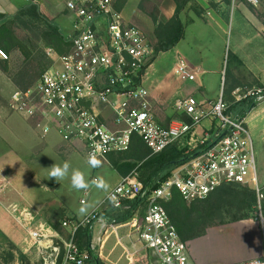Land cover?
Segmentation results:
<instances>
[{
	"label": "built area",
	"instance_id": "built-area-1",
	"mask_svg": "<svg viewBox=\"0 0 264 264\" xmlns=\"http://www.w3.org/2000/svg\"><path fill=\"white\" fill-rule=\"evenodd\" d=\"M66 10L68 52L50 54L52 66L33 87L12 93L11 108L41 116L44 135L55 130L63 141L78 142L87 160L90 154L100 160L126 151L135 136L152 154H158L189 135L192 154L154 188L145 186L136 171L122 177L84 217L62 220L66 236L43 224L27 230L30 246L37 245L42 264H88L101 259L103 240L112 234L129 264H195L188 241L181 239L164 206L174 190L192 202L224 184L251 188L256 195L254 220L264 227V188L258 181L253 140L245 119L229 111L223 94L210 108L193 96L178 99L177 110L190 121L161 126L144 85V72L154 52L146 35L126 22L113 0H67ZM7 58L0 47V59ZM174 73L179 80L193 81L198 71L179 57ZM234 93L237 101H264V87ZM207 118L214 120L215 127L198 138L195 129ZM126 210H131V216L118 221L113 213ZM21 213L19 223L33 221L29 211ZM81 230L90 235L88 244L78 242ZM242 264H264V258Z\"/></svg>",
	"mask_w": 264,
	"mask_h": 264
},
{
	"label": "rangeland",
	"instance_id": "rangeland-1",
	"mask_svg": "<svg viewBox=\"0 0 264 264\" xmlns=\"http://www.w3.org/2000/svg\"><path fill=\"white\" fill-rule=\"evenodd\" d=\"M50 1L55 10L62 11L64 7L66 9L67 0ZM26 3L35 2L29 0ZM113 4L114 7L120 8L118 11L122 13L128 24L140 28L153 47L157 43V32L160 31L163 24L165 25L173 17V15H165L162 7L169 4L176 9L175 0H113ZM185 7L186 5L183 6L179 16L182 17L183 21L188 22L184 12ZM198 13L202 14L201 9ZM67 16L66 13H60V17L49 19L46 16V18L67 36L70 32V19ZM231 22L228 26V37H231L232 34ZM47 28L46 24L38 20L25 24L17 23L13 28L17 46L12 45L9 52L2 48L8 56L7 59H0V229L2 231L9 228L12 223V219L6 211V206L10 204L24 202L25 205L37 213L41 206L50 203V211H45V219L49 217L52 223H60L68 216L57 209V204H64L71 212L81 217L79 209L85 207L87 210H93V207L106 197L108 190L118 180L116 172L106 164L95 168L91 167L82 147L80 149L77 146L78 142L73 145L61 143L62 139L55 130L44 135L42 132L44 121L41 116H28L11 108L12 93L17 89L33 87L40 78L41 73L52 66L53 60L50 54L53 56L55 54L62 55L67 51L61 53L48 44L45 37ZM192 28L194 27L191 25L187 27L188 36L191 34ZM197 35L201 40L203 39L202 33ZM186 43V41H183L182 46L185 47ZM28 82L30 84L25 86ZM187 84L196 86L197 82H187ZM223 87L224 85L220 83L219 92ZM263 108L264 101L245 118L253 140L256 171L261 188H264V113L260 112ZM230 111L239 112L238 109ZM257 113L259 115L255 116ZM198 137L200 138V136ZM64 162H68L72 169H79L84 173L86 180L89 182V194L87 196L86 191L74 189L69 178L59 182L47 179L50 166L54 163L62 165ZM94 177L97 178V181L102 178L108 184V189L98 188L93 182ZM215 194L216 192L213 196ZM81 197L87 200V205L80 204ZM254 209L253 207V212ZM223 221L232 222L230 216L223 213L215 220V223L221 225L219 223ZM247 223L250 224V221H247ZM57 230L63 236H66V230L61 226ZM89 239L88 236H85L81 242L77 238L78 242L83 245L88 244ZM262 239L264 243V234H262ZM15 240L17 241V239ZM27 241L29 244L25 253L22 250L23 245L22 248L17 245L18 249H13L9 244L10 241L0 240L2 245L0 264H42V259L37 254V245L31 244L30 246V241ZM103 245L104 257L96 260V262L102 264H129L113 234L103 240ZM189 245L192 247L195 245L197 252L201 253V241ZM8 251L15 254L13 261L10 260L7 254ZM19 251L23 255H20Z\"/></svg>",
	"mask_w": 264,
	"mask_h": 264
},
{
	"label": "crops",
	"instance_id": "crops-1",
	"mask_svg": "<svg viewBox=\"0 0 264 264\" xmlns=\"http://www.w3.org/2000/svg\"><path fill=\"white\" fill-rule=\"evenodd\" d=\"M26 2L0 0V13L14 15ZM32 2H35L49 19L60 17V13H66L70 19L65 7L62 11H57L50 0H32ZM200 9L202 14L198 13ZM162 11L165 15L172 16L175 7L168 4L162 7ZM184 12L188 18V22H185L180 16L185 26L184 37L172 49L160 52L144 72V85L149 91L154 118L164 127H169L178 120L187 121V116L176 109L175 103L178 99L193 96L205 107L210 108L222 93L231 109L234 104L241 102L236 99L234 93L236 89L264 87V0H191L186 4ZM230 22L232 34L228 37ZM190 25L194 28L188 36L187 27ZM198 33L203 34L202 40L198 37ZM183 41L187 42L185 47L182 46ZM179 57L184 58L192 70L198 71L195 80L177 78L174 67ZM187 82H197V85L190 86ZM220 83L224 87L219 92ZM258 105L260 104L253 102L243 118L252 113ZM260 112L264 113V108ZM258 115L259 113L255 116ZM214 127V120L207 118L196 127L195 134L201 138L205 132H210ZM61 143L67 142L62 140ZM67 144L73 145V143ZM77 146L81 149L80 144ZM99 161L100 165L106 164L113 169L108 156L107 159ZM114 171L118 175L117 184L122 176ZM93 181H97V178L94 177ZM81 199L82 197L79 200L80 204ZM100 203L101 201L94 207L96 208ZM81 205H87V200ZM57 207L68 216L67 218L79 219L85 216H78L64 204H57ZM91 210H88L87 214ZM6 211L12 223L9 228L3 231L0 229V240L14 241L21 248L23 245L22 250L25 253L29 244L27 230H34L37 225L43 224L59 232L49 224V221L52 222L49 217L45 219V211H50V203L41 206L37 213L24 202L10 204L6 206ZM22 211H29L33 216L31 223L24 222L26 227L22 225L24 223L18 221ZM247 221H250V224ZM262 234L264 227L254 218L211 226L202 236L188 241L189 244L201 241V253L197 252L195 245L194 247L189 245L190 256L195 264H242L249 260L264 258Z\"/></svg>",
	"mask_w": 264,
	"mask_h": 264
},
{
	"label": "trees",
	"instance_id": "trees-1",
	"mask_svg": "<svg viewBox=\"0 0 264 264\" xmlns=\"http://www.w3.org/2000/svg\"><path fill=\"white\" fill-rule=\"evenodd\" d=\"M175 1L176 9L173 17L165 25L163 24V27L157 32L158 39L153 47L154 52L151 60L158 53L175 47L184 37L185 26L179 15L183 10V6L191 0ZM115 8L117 10L120 9L118 7ZM34 20L42 21L48 26L45 36L48 44L61 53L66 50L68 52L70 42L67 36L58 27L52 25L36 3H24L14 15L0 13V47L7 52L11 51L12 45L14 47L17 46L13 33L14 25H17V23H31ZM29 84L28 82L25 86ZM224 90L226 91V88ZM252 105V101L243 100L238 104H234L231 109L229 108V111L238 109L239 112L237 114L243 117ZM187 118L186 120L189 122L190 120ZM188 137L189 135H186L181 140L170 144L162 152L152 154L144 142L135 136L128 150L114 152L108 155V160L113 169L122 177L129 175L132 171H136L138 178L145 186L154 188L159 181L169 177L174 168L187 160L192 154L188 152ZM215 192L216 194L213 196ZM136 202L134 201L132 204L135 206ZM255 202L256 195L253 190L231 183L224 184L208 197L192 201L191 203H188L177 190H174L173 197L165 202L164 206L181 239L189 241L202 236L208 227L215 226V220L223 213L228 214L232 222L254 218L253 207ZM113 214L118 221H123L129 218L132 212L131 210H126ZM224 223L227 222L223 221L219 224ZM49 224L56 229L61 226V222L52 223L49 221ZM85 236L90 237L86 230L79 231L78 238L81 242ZM9 244L13 249L17 248L14 241H10ZM1 248L2 245L0 244V250ZM19 252L20 255H23L21 251ZM7 254L10 260L13 261L15 259V254L11 251H8ZM90 264L102 263L96 262V259H94Z\"/></svg>",
	"mask_w": 264,
	"mask_h": 264
},
{
	"label": "clouds",
	"instance_id": "clouds-1",
	"mask_svg": "<svg viewBox=\"0 0 264 264\" xmlns=\"http://www.w3.org/2000/svg\"><path fill=\"white\" fill-rule=\"evenodd\" d=\"M88 164L95 168L100 165V161L95 158L94 155H89ZM65 178L70 179L71 186L76 190H87L89 187V182L86 180L85 175L79 169H72L68 162H64L62 165L52 164L50 166V171L48 173L47 179L59 182ZM98 188L107 190L108 184L99 178L98 181H93ZM88 210L85 207L79 209V215H86Z\"/></svg>",
	"mask_w": 264,
	"mask_h": 264
},
{
	"label": "water",
	"instance_id": "water-1",
	"mask_svg": "<svg viewBox=\"0 0 264 264\" xmlns=\"http://www.w3.org/2000/svg\"><path fill=\"white\" fill-rule=\"evenodd\" d=\"M226 132H224L223 134H225Z\"/></svg>",
	"mask_w": 264,
	"mask_h": 264
}]
</instances>
